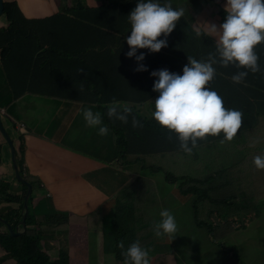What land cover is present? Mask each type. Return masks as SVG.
Segmentation results:
<instances>
[{
  "label": "clouds",
  "instance_id": "1",
  "mask_svg": "<svg viewBox=\"0 0 264 264\" xmlns=\"http://www.w3.org/2000/svg\"><path fill=\"white\" fill-rule=\"evenodd\" d=\"M81 1L90 11L110 12L106 21L111 34L103 36L105 40L99 45L86 46L88 32L81 22H77L78 29L56 20L73 19ZM173 1H116L119 7L112 10L106 0H72L60 7L47 0H0V81L9 84L20 105L17 109L0 107V201L9 204L0 211V220L6 223L0 222V247L17 264L21 263L9 252V238L24 237L38 243L51 261L66 251L70 262L76 259L77 264H180L179 255L171 253L173 248L163 239L148 251L138 242L125 249L116 229L117 214L124 213L133 194L143 196L137 179L187 174L165 158L182 157L185 164L200 165L201 159L189 155L198 138L212 135L219 140L218 134H222V139L233 142L242 113L222 105L224 93L217 88L215 58L188 57V63L181 67L170 62L165 52L181 43L182 35L195 32L210 36L221 66L234 64L244 69L232 76L233 82H241L248 72L260 70L264 0H177L191 9L195 20L178 33L173 29L184 10L173 8ZM10 3H17L27 18L36 19L39 36L6 78L4 54L19 38L16 22L5 11ZM203 15L209 21L200 22ZM148 120L174 132L178 141L140 140L137 129ZM130 132L132 141L129 151L124 152L121 141ZM97 150L99 154H95ZM14 155L22 178L32 186L26 210L28 185L16 176ZM149 158L157 164H149ZM252 163L264 169V155L254 156ZM32 167L43 177L36 185L31 174H26ZM250 168L264 179V171L256 174ZM49 171L55 175L49 176ZM223 173L216 179L211 196L234 195V200L227 199L222 205L240 216L233 202L244 199V193L253 203L254 199L246 187H234L230 172L224 169ZM7 175L21 187L19 191ZM62 183L66 184L62 193L65 203L53 190ZM38 186L48 196L44 209L35 207L33 193ZM262 214H255V221ZM159 215L155 235L174 237L177 224L172 213L162 209ZM193 224L190 230L199 234L195 237L200 246L207 240L213 246L222 242V219L206 200L198 206ZM7 225L21 235L11 236ZM260 230H264V223L254 233ZM249 231L242 232L241 244L232 243L245 261L240 249L246 245ZM246 263L264 264V258L260 254Z\"/></svg>",
  "mask_w": 264,
  "mask_h": 264
},
{
  "label": "trees",
  "instance_id": "2",
  "mask_svg": "<svg viewBox=\"0 0 264 264\" xmlns=\"http://www.w3.org/2000/svg\"><path fill=\"white\" fill-rule=\"evenodd\" d=\"M106 1L112 10H117L119 7L115 0ZM171 6L184 10L173 31L178 33L190 28L188 22H195L191 9L180 2ZM5 11L19 28L17 42L11 51L4 54L7 78L20 65L23 56L30 51L32 43L39 36V29L36 19L27 18L17 3L8 4ZM115 13L114 11L113 15ZM109 15L108 10L90 11L87 4L81 1L78 3V14L73 19L57 17L56 20L75 25L78 29L81 27L77 22H81L88 32L86 46H91L99 45L105 40L103 36L111 34V28L106 21ZM113 18L117 22L116 16ZM180 37L181 35L177 38ZM213 46V39L210 36H197L193 32L191 35H182L181 43L165 52V57H169L170 62L181 67L188 63L186 60L188 57L217 60L214 66H217L219 71L217 88L224 93L222 105L225 108L237 109L242 113L241 125L237 129L238 137L230 142V140L222 139V134H218L219 140L212 135H206L198 138L194 147L189 142V147H192L189 155L191 158L202 160L203 164H200L202 168L198 172H205V176L187 173L177 176L167 174L166 179L161 180H152L148 177L137 179V187L141 188L140 192L144 197L138 192L133 194L124 213L119 211L117 214L116 229L119 230V240L124 239L125 249L132 242H138L148 251L155 248L163 239L174 249L170 250L171 253L176 252L179 255L180 264H197L199 261L209 264L207 261L210 259H215L217 264H247L239 253L238 246L232 244V237L236 233L235 229L241 232L251 230L248 227L255 221V214L260 216L264 212V185H251L250 191L254 203L246 193H244L246 196L244 199L233 202L240 216L228 211L222 205L227 199L234 200V195L223 198L211 195L216 191V179L224 174V169L233 172L238 165H248L256 174L264 171V169H257L252 163L254 156L264 155V45L260 43L259 55L262 60L258 62L260 70L255 73L248 72L239 83L233 82L232 76L244 69L239 70L234 64L221 66L216 51L212 49ZM255 50L256 47H254ZM50 54H53V51ZM137 135L140 140L152 138L178 141L174 132L162 130L153 120H148L139 127ZM131 136L130 132L122 138L121 147L124 152L129 151ZM232 155L238 160L237 164ZM228 157L230 161L227 164ZM2 184L3 182L0 181V185ZM203 200L213 206L223 222L225 232L221 233L222 242L216 246L212 245L211 240L204 242L203 247L200 246V241L195 237L199 234L190 230L196 220V210ZM218 206L220 207L215 208ZM162 209H168L176 220L177 231L174 237L155 235L153 228L155 223L161 219L159 213ZM9 241V251L21 264H77L76 259L70 262L66 251H62L51 261L43 251L39 250L40 245L32 240L20 237L9 238ZM225 253L229 254L228 257L221 259L220 257ZM121 257L124 261V257L120 255L119 258Z\"/></svg>",
  "mask_w": 264,
  "mask_h": 264
},
{
  "label": "rangeland",
  "instance_id": "3",
  "mask_svg": "<svg viewBox=\"0 0 264 264\" xmlns=\"http://www.w3.org/2000/svg\"><path fill=\"white\" fill-rule=\"evenodd\" d=\"M47 1H49L52 6H59V7L61 6V4H65L66 2H72V0H47ZM115 1H117L118 3H122L124 0H115ZM182 1H186V0H180V2H182ZM173 3L174 4L177 3V0H174ZM199 20H200V22L209 21V19H207V17L205 15L201 16ZM217 39H218V35H217ZM153 101L151 102L152 105H153ZM3 106H7L11 109H17L20 107V105L17 103V101L14 98L13 90L9 86V84H7V82H5V81H0V107H3ZM34 122L36 123V121H34ZM62 151H63V147L60 148V152H62ZM99 153L100 152L98 150L95 151V154H99ZM34 154H36V153H34ZM32 158L33 157H31V160H32ZM25 160H26V157L23 159V161H25ZM165 160L168 161L172 165L181 167L182 173H194V172H198L202 168V166L198 165V164H185L182 157H180L178 160H172L169 158H165ZM221 160L223 161V159H221ZM229 161H230V157H228L227 164L229 163ZM235 161H236V159L234 158V162ZM148 163L149 164H152V163L157 164V162H155L153 160V158H149ZM167 166H168V168H171L169 165H167ZM236 168L237 169L235 171L230 172V178H231L232 183L234 184L235 188L246 187L250 191V187L253 184L264 185V179L255 175L251 171L250 166L244 165V166H239ZM49 169H52V167ZM26 174L28 176H30V174H31L30 179L33 180L35 185L42 182L43 177H40L38 172L35 171L34 167L29 169L26 172ZM48 175L54 176L55 171H49ZM156 180H158V178ZM33 196H34L35 207L44 209L45 205L48 201V196H47L46 192L44 190H42L41 187L38 186L37 190L34 191ZM263 223H264V212H263L261 218L254 221L251 224L252 229L245 235V236H250V237L246 238V245L244 247H242V249H240V252L242 253L243 257L246 259L247 262L253 261L260 254L264 258V230H260L256 233H254L256 231L257 226H260ZM248 229H250V227H248ZM242 235H243L242 232H237L232 237V243L233 244H241L244 241V239L242 238ZM228 255L229 254H227V253L222 254V256L220 258L225 259L228 257ZM207 262L209 264H217V261L215 259H210ZM197 264H203V263L199 261Z\"/></svg>",
  "mask_w": 264,
  "mask_h": 264
},
{
  "label": "crops",
  "instance_id": "4",
  "mask_svg": "<svg viewBox=\"0 0 264 264\" xmlns=\"http://www.w3.org/2000/svg\"><path fill=\"white\" fill-rule=\"evenodd\" d=\"M4 122V121H3ZM5 172L8 171L7 166H5ZM7 180H10L14 186V190L15 191H19L21 189L20 186H18L13 180H12V176H5ZM66 189V184L62 183L60 185H55L53 187V190L55 191V193H57L58 195V200L61 202H66V200L62 197V193L65 191ZM9 204L6 203H2L0 201V211H2L5 207H7ZM0 264H17V262L13 259H10L7 257L6 252L3 250V248L0 247Z\"/></svg>",
  "mask_w": 264,
  "mask_h": 264
},
{
  "label": "water",
  "instance_id": "5",
  "mask_svg": "<svg viewBox=\"0 0 264 264\" xmlns=\"http://www.w3.org/2000/svg\"><path fill=\"white\" fill-rule=\"evenodd\" d=\"M11 144V143H10ZM11 148L13 149V145L11 144ZM14 169H15V173H16V176L18 178V180L24 184H27L28 185V191H27V195H26V198H25V204H24V209L26 210L27 209V203L29 201V198L31 196V193H32V186L24 179L22 178L19 170H18V166H17V163H16V158H15V155H14ZM25 220H26V215L23 216V227H25ZM0 222H2L3 224H6L4 220H0ZM7 228L9 229V233L11 236H20L21 234L19 232H13L10 228L9 225H7Z\"/></svg>",
  "mask_w": 264,
  "mask_h": 264
},
{
  "label": "bare ground",
  "instance_id": "6",
  "mask_svg": "<svg viewBox=\"0 0 264 264\" xmlns=\"http://www.w3.org/2000/svg\"><path fill=\"white\" fill-rule=\"evenodd\" d=\"M2 123H4V122L2 121Z\"/></svg>",
  "mask_w": 264,
  "mask_h": 264
}]
</instances>
